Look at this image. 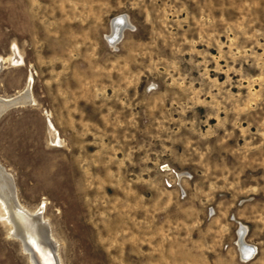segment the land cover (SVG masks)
<instances>
[{
  "label": "rangeland",
  "instance_id": "obj_1",
  "mask_svg": "<svg viewBox=\"0 0 264 264\" xmlns=\"http://www.w3.org/2000/svg\"><path fill=\"white\" fill-rule=\"evenodd\" d=\"M0 58L1 97L33 77L0 163L61 264H264V0H0ZM3 209L0 264H32Z\"/></svg>",
  "mask_w": 264,
  "mask_h": 264
},
{
  "label": "bare ground",
  "instance_id": "obj_2",
  "mask_svg": "<svg viewBox=\"0 0 264 264\" xmlns=\"http://www.w3.org/2000/svg\"><path fill=\"white\" fill-rule=\"evenodd\" d=\"M110 26L111 31H109V34H106V38L112 46L118 44L123 37L125 29L133 28V24L130 22L129 17L123 13L115 16L111 20ZM120 29L122 30L121 36L118 35ZM12 58L15 62L22 60L21 55L17 50ZM4 63L5 58H0V69H2L1 66ZM32 83L33 77L29 76L25 89L10 97L0 96V111L6 108L9 104L16 105L24 100L27 101L32 99L33 97L30 98ZM47 130L52 141H56L58 138L60 139L57 128L51 120L48 121ZM0 202L5 209L7 221L12 225L11 234L13 237H17L21 240L23 248L26 250L27 256H29L28 258L30 262L32 264H61L58 254V241L52 235L49 221L43 217L44 206H39L33 211L25 208L18 198L13 175L7 171L1 163ZM25 213L29 215H26ZM245 230V227H243L237 245L243 249L242 257L246 260L254 256L256 247L254 245L251 246V244L249 245L247 241H245Z\"/></svg>",
  "mask_w": 264,
  "mask_h": 264
},
{
  "label": "water",
  "instance_id": "obj_3",
  "mask_svg": "<svg viewBox=\"0 0 264 264\" xmlns=\"http://www.w3.org/2000/svg\"><path fill=\"white\" fill-rule=\"evenodd\" d=\"M119 36H121L122 35V30L120 29V31H119V34H118ZM18 104H20V103H18ZM13 107H17L15 104H9L6 108H4L3 110H1L0 111V117L5 113V112H7L9 109H11V108H13ZM23 212V211H22ZM26 214V213H25ZM26 215H29V214H26Z\"/></svg>",
  "mask_w": 264,
  "mask_h": 264
},
{
  "label": "built area",
  "instance_id": "obj_4",
  "mask_svg": "<svg viewBox=\"0 0 264 264\" xmlns=\"http://www.w3.org/2000/svg\"><path fill=\"white\" fill-rule=\"evenodd\" d=\"M176 175H177V174H176ZM181 191H183L182 188H181ZM236 243H237V241H236ZM254 246H255V245H254ZM255 247H256V246H255ZM241 259H242V258H241Z\"/></svg>",
  "mask_w": 264,
  "mask_h": 264
},
{
  "label": "crops",
  "instance_id": "obj_5",
  "mask_svg": "<svg viewBox=\"0 0 264 264\" xmlns=\"http://www.w3.org/2000/svg\"><path fill=\"white\" fill-rule=\"evenodd\" d=\"M245 239V238H244ZM247 241V240H246ZM248 242V241H247ZM249 243V242H248ZM249 244H251V243H249Z\"/></svg>",
  "mask_w": 264,
  "mask_h": 264
}]
</instances>
